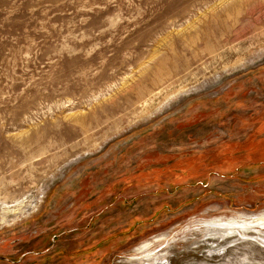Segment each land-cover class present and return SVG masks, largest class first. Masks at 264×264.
<instances>
[{"label": "rangeland", "instance_id": "rangeland-1", "mask_svg": "<svg viewBox=\"0 0 264 264\" xmlns=\"http://www.w3.org/2000/svg\"><path fill=\"white\" fill-rule=\"evenodd\" d=\"M261 212L264 0H0V264H264L206 224Z\"/></svg>", "mask_w": 264, "mask_h": 264}, {"label": "bare ground", "instance_id": "bare-ground-1", "mask_svg": "<svg viewBox=\"0 0 264 264\" xmlns=\"http://www.w3.org/2000/svg\"><path fill=\"white\" fill-rule=\"evenodd\" d=\"M243 216H245V215H243ZM246 218L247 219H244V220L227 219V220H224V221L221 220V218H220L219 220H210L206 224L207 225H210V226H213V229H212L213 231H216L217 228H233L234 229V228L238 227V228H241L242 230H244V229L245 230H248L249 228L255 227V226L260 227V228L264 227V212L257 213V214H251V215H249ZM207 225H205V226H207ZM210 228H212V227H210ZM244 232H246V231H244ZM216 233H221V232H217L216 231ZM215 237H213V238H215ZM160 256H161V254L160 255L159 254L158 255H154L153 252H150V249H149V253L143 254L142 256H136V255H134V256H131V257L127 258V260L134 261V263H136V259H141V258L144 257V258H153L152 260L155 261V257L158 258ZM160 258H162V256Z\"/></svg>", "mask_w": 264, "mask_h": 264}]
</instances>
